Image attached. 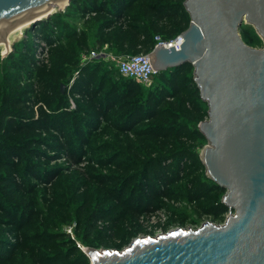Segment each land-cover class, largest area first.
Returning a JSON list of instances; mask_svg holds the SVG:
<instances>
[{
    "label": "trees",
    "instance_id": "trees-1",
    "mask_svg": "<svg viewBox=\"0 0 264 264\" xmlns=\"http://www.w3.org/2000/svg\"><path fill=\"white\" fill-rule=\"evenodd\" d=\"M76 8L98 9L92 18L101 34L97 43L115 54L147 53L155 36L173 38L190 19L183 0H70L66 12ZM53 19L56 28H68V43L62 33L57 41L46 38L51 46L46 62L38 63L32 56L29 63L27 57L13 63L11 53L7 62H0V264H89L82 246L105 245V226L116 216L119 240L111 247L122 248L145 229L134 215L124 221L121 214L128 215L119 206L148 194L144 189L148 183L171 200L168 210L173 214L186 215L174 204L183 198L204 213L223 217L228 211L221 201L224 188L205 175L195 146L197 139L205 140L197 123L207 117V105L192 79V64L157 72L159 85L144 86L118 69L113 80L102 69V61L78 65L77 55L87 46L88 35L68 26L62 14L53 12L29 27ZM241 37L253 46L257 42L248 33ZM4 65L10 66L3 71ZM12 66H25L33 75L38 87L31 95V87L22 91L17 87ZM75 70L71 86L61 90V82L68 83ZM110 111L116 122L94 133L90 127L96 128V114L108 116ZM64 132L81 133L79 147L69 143V150L74 158L86 155V162L80 169L67 166L66 172L37 166L46 147L63 152L58 139ZM35 176L48 179L51 204L44 205L47 190ZM72 220L74 234L65 230ZM14 224L17 230L9 236Z\"/></svg>",
    "mask_w": 264,
    "mask_h": 264
},
{
    "label": "water",
    "instance_id": "water-1",
    "mask_svg": "<svg viewBox=\"0 0 264 264\" xmlns=\"http://www.w3.org/2000/svg\"><path fill=\"white\" fill-rule=\"evenodd\" d=\"M69 3L0 0V35ZM183 5L190 19L178 49L155 43L147 57L157 72L192 64V79L207 105V117L197 123L206 140L199 157L205 175L224 188L228 214L222 222L136 235L122 248L82 246L89 264H264V0ZM244 22L255 28L261 47L244 42Z\"/></svg>",
    "mask_w": 264,
    "mask_h": 264
},
{
    "label": "rangeland",
    "instance_id": "rangeland-1",
    "mask_svg": "<svg viewBox=\"0 0 264 264\" xmlns=\"http://www.w3.org/2000/svg\"><path fill=\"white\" fill-rule=\"evenodd\" d=\"M66 7L67 6L63 7L62 9L57 8L53 12L62 14V19L67 22L68 26L73 27L75 31L79 32L80 35L82 32H86L88 35L87 46L84 47V49L81 50L79 54L77 55L78 65L80 66L81 64H85V63L91 64L94 61H102V66H103L102 69H104L107 76L109 77L112 76L113 80L114 78L116 79V77L114 76V72L118 71L117 66L116 64H114V62L106 60V58H108V56H111V54L113 55H120V54H115L114 51L111 49L109 50L106 45H98L99 43H97L96 39L98 37H101V34L95 30L94 26H92L93 24L92 18H93V15H95L93 13H98L97 11L98 9L93 12L91 11L86 12V11L79 10L76 8V10H71V12H66L68 11L66 10ZM103 12L105 11L103 10ZM45 18H43V20ZM53 22H54V19L51 20L49 23H46V22L40 23L39 25L33 26L32 28L29 27L31 25L29 24L26 27V29L29 28L28 29L29 31L26 32V35H25L26 29L21 34L16 35L13 38L11 42V46H10L11 48L10 50L12 52L9 51V53H11L10 57L13 56L12 57L13 61L11 62L15 63V59L16 60L23 59V62H24V58L27 57V60L29 63L31 62L32 56L34 57V61H38V63L46 62L49 52H50V47H51L50 44H47L48 41L46 38L48 37L49 38L51 37V39H54V37H56L55 40L57 41V39L60 38L59 35L62 33L63 35L62 38L64 39L63 41L65 44H67L68 41L66 40V35H68V32H67L68 28H64V27L56 28ZM240 27H241L240 28L241 35H244L245 33L254 35L257 38V42L255 43L254 46L256 47L262 46V39L258 36L254 27H252L250 24L245 23V22L242 23ZM51 28L53 29L55 28L54 32L51 31L52 30ZM91 50L93 51L95 50L96 52H98L99 54L101 53V54L99 56L92 57L90 54ZM9 53L5 55L3 54L2 51H0L1 65L10 59L9 57L8 60H5ZM20 64L22 63L19 62L17 65H20ZM10 65L2 66L3 67L2 70L3 69L6 70V68L9 67ZM24 68L15 69V67L12 66L10 73H12L11 76H14L15 78L18 79L17 87L19 88L20 91H22L23 89L28 90V88L31 87L28 90V92L31 95L33 93V90L38 87V83L34 79L33 75H28V70H27L28 68L25 66ZM77 72L78 70H75L73 74L70 75V79L67 81L68 83L61 82L64 85V89H67V86L68 87L71 86L72 80L77 75ZM153 80H155L154 83L156 82L157 85L162 84V80L160 79L158 74L153 75ZM70 102H71L72 107H74L75 101L70 98ZM102 115L97 113L95 116V121H97L96 128L90 127L94 131V133L96 131H100V129H102V127L105 124H108L110 122L112 125V123L116 122L117 120L116 116L111 111L109 112L108 116L104 114ZM80 134L81 133L76 134V135H70L69 133L64 132L62 137L58 139V146L60 144L63 147V152L57 153L59 152V150L50 151L48 147H46L45 150L47 153L41 155L40 158L37 159L36 165L42 166L45 168L47 167L50 169L51 167H59L60 169L64 168L65 172L70 169V168H66L67 166L71 167L72 169L74 168L80 169L82 165L86 162V155L84 156L81 155L79 158H74L73 156H71L72 151L69 150L70 148L69 143H74L77 145V147H79L78 146L79 142L77 140L83 137V136L81 137ZM205 142L206 141L204 139H197L195 141L196 148L198 150H201ZM83 143L84 142H82V144ZM88 147H89V144H88ZM82 149L86 151L87 144H83ZM34 180L36 183L46 187L47 191L45 192V195H46L45 200L48 202H44V200H42L45 203L44 205L51 204L52 201H51L50 192L52 190L51 189L49 190V184L47 183L48 179L43 181L35 176ZM144 189L146 192H148V194L141 196V198L133 197L129 199L128 202L124 201L120 204L119 209H118V210H124L123 213L128 215V216H125L121 214L120 216L118 213V216H120L121 218H123L122 216H124L123 218L124 221H127V219L132 217V215L138 218L139 222L142 224V227L145 229V230H140L138 235L149 234V231L152 232L150 234H156L161 231L165 232L167 229L178 227V226L194 228L196 226H199L200 223L206 220H211V219H213L212 221L215 223L222 222L224 218L226 217V215L228 214L226 211L222 215L223 217L215 218L211 214L204 213L203 210L200 208V206H197L195 202H190L183 198H182V201H177L174 204L177 207L176 211L181 212V213L183 212L186 215L181 216L180 214H173V212L170 211L171 209L168 210L169 209L168 206L171 200H169V198H167L166 196L162 197V194H160L156 190L153 183L152 184L148 183V185L144 187ZM145 191L143 190V192ZM48 207L46 208L48 209ZM193 220H197L199 223L193 224L192 223ZM117 221H118V217L116 216L115 220L112 223L108 222L107 225L105 226L106 227L105 228L106 236L104 238L105 245H103L102 247L112 248L111 246L114 244V241L119 240V235L117 232L118 228L116 226ZM99 224H101V222H99ZM75 225H76V221L72 220L69 224L65 225V230L67 231V229L70 228L71 234L72 233L74 234ZM11 227L14 230L9 231L8 233L9 236L12 232L15 233V231L17 230L16 224H14ZM1 264H12V263H9V261H4Z\"/></svg>",
    "mask_w": 264,
    "mask_h": 264
},
{
    "label": "built area",
    "instance_id": "built-area-1",
    "mask_svg": "<svg viewBox=\"0 0 264 264\" xmlns=\"http://www.w3.org/2000/svg\"><path fill=\"white\" fill-rule=\"evenodd\" d=\"M156 43H163L166 46H175L178 49V45L181 42V34L178 33L175 37L170 39H162L160 36H155ZM91 56H99L100 54L95 50H91ZM108 61L114 62L116 64L118 72L124 77H132L136 81L142 83L143 85L150 86L154 83L153 75L157 74V71L152 67L148 60L146 52L138 53H127L120 55L108 56L106 58ZM68 233L71 234V229H67ZM164 232V231H161ZM160 233V232H159Z\"/></svg>",
    "mask_w": 264,
    "mask_h": 264
},
{
    "label": "bare ground",
    "instance_id": "bare-ground-1",
    "mask_svg": "<svg viewBox=\"0 0 264 264\" xmlns=\"http://www.w3.org/2000/svg\"><path fill=\"white\" fill-rule=\"evenodd\" d=\"M60 7H63V4L56 6V7H51V9L47 12L53 13V11L55 9L60 8ZM45 14L46 13H42V15H40L38 17H40V18L44 17L45 18L46 17ZM30 23H31V20H27L26 22L9 29L8 31H6V32L2 33V35H0V49L3 52V54L6 55L7 53H9V51H11L10 46H11V42H12L13 38L16 35L21 34Z\"/></svg>",
    "mask_w": 264,
    "mask_h": 264
},
{
    "label": "crops",
    "instance_id": "crops-1",
    "mask_svg": "<svg viewBox=\"0 0 264 264\" xmlns=\"http://www.w3.org/2000/svg\"><path fill=\"white\" fill-rule=\"evenodd\" d=\"M105 45V44H104ZM121 75V74H120ZM142 84V83H141ZM145 86V85H144ZM147 86V85H146Z\"/></svg>",
    "mask_w": 264,
    "mask_h": 264
}]
</instances>
